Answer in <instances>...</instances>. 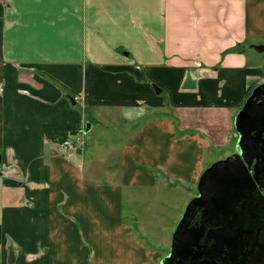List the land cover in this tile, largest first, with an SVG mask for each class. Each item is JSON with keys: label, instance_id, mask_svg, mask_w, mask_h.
<instances>
[{"label": "crops", "instance_id": "crops-1", "mask_svg": "<svg viewBox=\"0 0 264 264\" xmlns=\"http://www.w3.org/2000/svg\"><path fill=\"white\" fill-rule=\"evenodd\" d=\"M257 45L264 0H0V264H151L122 210L189 194L209 150L235 151ZM95 123L115 129L89 152ZM62 134L71 158L46 140Z\"/></svg>", "mask_w": 264, "mask_h": 264}, {"label": "water", "instance_id": "water-1", "mask_svg": "<svg viewBox=\"0 0 264 264\" xmlns=\"http://www.w3.org/2000/svg\"><path fill=\"white\" fill-rule=\"evenodd\" d=\"M251 49L257 53L264 52V46H252ZM233 125L237 134L235 152L214 162L200 175L196 185L197 196L187 203L175 227L167 259L177 254L187 255L203 234V229L190 228L198 212L209 222L232 207L250 203L251 194L256 189L251 164L257 161L252 172L260 170L264 173V83L251 92L237 112ZM89 129L90 125L86 124L84 132ZM211 233L215 235V247H224L232 254L245 244L247 249L235 264H264V224L242 233V240L238 232L226 228Z\"/></svg>", "mask_w": 264, "mask_h": 264}, {"label": "rangeland", "instance_id": "rangeland-1", "mask_svg": "<svg viewBox=\"0 0 264 264\" xmlns=\"http://www.w3.org/2000/svg\"><path fill=\"white\" fill-rule=\"evenodd\" d=\"M251 42L246 44L249 48ZM264 46V45H257ZM249 58L253 60L255 53L246 50ZM263 58L264 64V52L259 54ZM264 66V65H263ZM239 111V110H238ZM168 113L162 111H152L151 117L153 119L155 116H166ZM170 115H168L169 117ZM171 117H173L171 115ZM115 123L105 124V123H95L93 130H91L86 136V150L91 151L93 139L98 138L99 141H104L108 143V138L106 137V132H112L115 129ZM125 128L121 131L120 135H125ZM131 131V130H129ZM111 134V133H109ZM97 136V137H96ZM96 140V139H95ZM233 147L228 148H213L212 151L209 150L207 156L205 157V163H203L202 172L211 164L216 161L217 158L224 159L231 154H233ZM201 172V174H202ZM200 174V175H201ZM200 177V176H199ZM197 185V184H196ZM147 192L149 191H141ZM140 194V192H138ZM197 195L196 186L189 191V194L181 195L180 191L176 194L172 192L167 194V196L160 194L158 199L154 198V201L149 200H133V202H127L126 206L122 210L123 218H125L132 229L133 235L136 239L137 247L145 248L146 252L149 254H157L155 258H151V264H158L160 260L169 252L171 245L172 234L175 230L177 223L179 222L187 203ZM140 197V196H139ZM166 201V202H165ZM145 254H148L146 253ZM135 260H139V255L132 254ZM131 255V256H132ZM141 256V255H140ZM126 261L124 253L120 254L114 260V264H123ZM146 261V260H145ZM150 261V260H149ZM88 264H91L90 258L88 259ZM134 264H146L144 260L136 262Z\"/></svg>", "mask_w": 264, "mask_h": 264}, {"label": "flooded vegetation", "instance_id": "flooded-vegetation-1", "mask_svg": "<svg viewBox=\"0 0 264 264\" xmlns=\"http://www.w3.org/2000/svg\"><path fill=\"white\" fill-rule=\"evenodd\" d=\"M255 166H257V161L251 164V173L255 176L256 189L251 194L250 203L237 208L232 207L224 215H219L217 219H212L209 222L203 219L201 213L198 212L190 228L203 229L204 232L189 253L187 255L177 254L175 257L167 259L168 252L158 264H235L240 261V256L242 257L247 249L245 244L239 246L234 254L224 247L217 249L214 245L215 235L211 232L226 228L229 231L238 232L242 240L244 238L242 233L254 230L264 224V173L260 170L252 172Z\"/></svg>", "mask_w": 264, "mask_h": 264}, {"label": "built area", "instance_id": "built-area-1", "mask_svg": "<svg viewBox=\"0 0 264 264\" xmlns=\"http://www.w3.org/2000/svg\"><path fill=\"white\" fill-rule=\"evenodd\" d=\"M76 145L69 140H63L59 143V151L65 155L66 158H71Z\"/></svg>", "mask_w": 264, "mask_h": 264}, {"label": "trees", "instance_id": "trees-1", "mask_svg": "<svg viewBox=\"0 0 264 264\" xmlns=\"http://www.w3.org/2000/svg\"><path fill=\"white\" fill-rule=\"evenodd\" d=\"M240 45L235 46L234 48H231L230 50H227V53L230 52H241L239 50ZM143 123V121H140L135 125L136 129ZM69 134H62V135H46V140H54L55 138L58 140V142H62L63 140H68Z\"/></svg>", "mask_w": 264, "mask_h": 264}]
</instances>
